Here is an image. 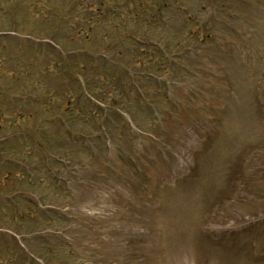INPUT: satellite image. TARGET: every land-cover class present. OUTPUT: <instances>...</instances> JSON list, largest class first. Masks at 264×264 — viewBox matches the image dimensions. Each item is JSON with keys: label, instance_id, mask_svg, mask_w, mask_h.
<instances>
[{"label": "rangeland", "instance_id": "1", "mask_svg": "<svg viewBox=\"0 0 264 264\" xmlns=\"http://www.w3.org/2000/svg\"><path fill=\"white\" fill-rule=\"evenodd\" d=\"M0 31V264H264V0H0Z\"/></svg>", "mask_w": 264, "mask_h": 264}]
</instances>
